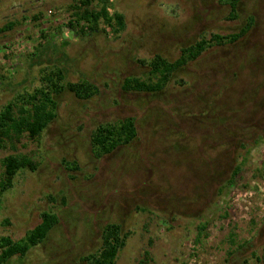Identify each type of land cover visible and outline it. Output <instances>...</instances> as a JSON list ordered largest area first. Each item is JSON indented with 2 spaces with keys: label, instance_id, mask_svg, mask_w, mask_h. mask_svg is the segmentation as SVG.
<instances>
[{
  "label": "rangeland",
  "instance_id": "rangeland-1",
  "mask_svg": "<svg viewBox=\"0 0 264 264\" xmlns=\"http://www.w3.org/2000/svg\"><path fill=\"white\" fill-rule=\"evenodd\" d=\"M73 1L0 0V26L19 21L0 33V108L40 84V59L31 58L39 44L44 65L60 64L69 80L99 87L89 99L63 94L57 118L38 140L23 137L15 149H0V171L1 159L12 152L37 164L35 171L20 170L2 195L0 235L24 237L50 208L59 217L43 243L5 264H83L110 222L131 231L116 264L145 257L153 264H264V111L256 113L264 102L258 82L264 80V0H240L236 18L224 0H113L126 18L119 37L65 29L46 42L42 31L65 26ZM39 12L37 22L22 19ZM251 14L255 24L244 37L207 48L158 93L122 87L126 76L147 75L134 58L159 53L175 60L182 46L237 31ZM127 116L136 119L137 138L96 156L92 131ZM222 118L228 133H216L219 144L198 151L212 122ZM73 160L78 169L70 170L65 161ZM243 161L234 187L220 192ZM205 221L208 235L196 242L197 225Z\"/></svg>",
  "mask_w": 264,
  "mask_h": 264
},
{
  "label": "trees",
  "instance_id": "trees-1",
  "mask_svg": "<svg viewBox=\"0 0 264 264\" xmlns=\"http://www.w3.org/2000/svg\"><path fill=\"white\" fill-rule=\"evenodd\" d=\"M230 5V18L238 17L240 0H224ZM113 0H74L67 6V23L65 26H58L52 34H45L42 31V37L46 40H53L57 36V31L73 32L74 35L90 37L97 33L109 34L113 37L119 35L126 28L125 15L114 9ZM31 18L37 22L40 19V12L24 14L22 19ZM18 20L8 19L0 26V33L13 29ZM254 15H248L245 24L239 30L226 34L212 33L208 38L201 36L195 42L182 46L179 57L170 60L161 54H156L150 59L134 58L136 62L148 68L147 75L143 76H126L123 79L122 87L125 90L144 91L158 93L163 90L172 80L174 74L185 66L188 62L197 59L207 48L215 45L234 44L244 37L254 26ZM66 44L68 41H63ZM42 49L39 46L31 53V58L38 57L41 66L40 84L32 91L18 93L13 99L7 101L0 108V149L11 147L16 148V144L23 137L32 140H38L45 129L57 118L60 102L63 94L70 92L80 99H89L99 93V87L89 79H80L71 81L67 78V71L60 64L44 65V53H37ZM260 61L264 60V53H261ZM264 65V61H263ZM263 89L260 94L264 93V80L258 81ZM264 96V95H263ZM259 109L256 113H263L264 102L259 103ZM256 109L257 103L253 102ZM231 120L230 118L226 121ZM222 132H218L220 129ZM230 130L222 118L220 123L212 122L205 138L200 142L198 151L204 147L214 148V143L220 142L217 134H223ZM228 133V132H227ZM138 136V128L134 116H127L112 122L100 123L92 131L91 147L96 156H103L112 153L121 145H128ZM262 140V134L254 140L259 143ZM240 145L245 142L237 137ZM225 144L227 143L224 139ZM219 144V143H218ZM247 154L250 149L244 146ZM243 148V149H244ZM201 155V154H200ZM66 167L70 170L78 169L76 162L65 161ZM3 169L0 171V204H2V195L14 186L15 178L22 169L35 171L37 164L27 154L21 152H12L1 159ZM245 162L237 164L228 178L226 186H220L222 192L225 187L233 188L242 173L246 169L243 167ZM59 217L54 209L50 208L41 214V220L33 228L27 230L24 237L15 239L10 235H0V264H5L7 260L14 256L24 257L30 250L43 243L49 233L57 227ZM208 222H201L197 225L196 242H199L203 236H207ZM131 235L130 230H125L119 222H110L105 224L101 234V244L98 249L88 252L82 257L83 264H116L117 256L128 242ZM234 237V234H232ZM232 244L235 241L232 239ZM238 248L244 247L237 244ZM152 258H143L138 264H153ZM148 260V261H147Z\"/></svg>",
  "mask_w": 264,
  "mask_h": 264
}]
</instances>
